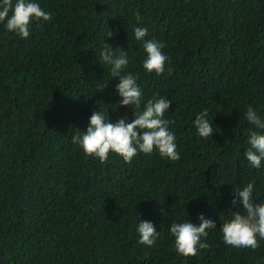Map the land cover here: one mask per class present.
<instances>
[{
	"label": "trees",
	"instance_id": "1",
	"mask_svg": "<svg viewBox=\"0 0 264 264\" xmlns=\"http://www.w3.org/2000/svg\"><path fill=\"white\" fill-rule=\"evenodd\" d=\"M35 2L51 19L29 38L0 23V264H264V240L232 247L220 231L234 190L252 183L264 202V161L256 169L244 155L249 131L264 134L244 115L251 105L264 119V0ZM137 27L163 44L162 75L143 68ZM105 43L127 52L122 74L137 76L139 109L119 106V81L99 61ZM157 94L171 101L178 161L154 151L101 163L72 143L93 112L131 123ZM204 110L209 138L194 126ZM200 215L216 225L209 247L179 255L171 224L198 226ZM142 221L160 232L152 247L138 242Z\"/></svg>",
	"mask_w": 264,
	"mask_h": 264
},
{
	"label": "clouds",
	"instance_id": "2",
	"mask_svg": "<svg viewBox=\"0 0 264 264\" xmlns=\"http://www.w3.org/2000/svg\"><path fill=\"white\" fill-rule=\"evenodd\" d=\"M51 19V13L42 9L35 0H0V23L5 22L8 32L15 33L22 39L30 36L34 22H47ZM137 19H140L137 14ZM148 35L147 27H137L134 30L136 40H143V48L146 59L143 68L156 75H162L169 63L162 48V43L155 39L144 38ZM112 36L109 30V37ZM99 61L111 66V75L118 79L116 92L121 97L120 107H141L142 89L137 83V76L132 73L122 74V70L128 65L127 52L116 51L111 45L105 43L100 53ZM103 91V90H102ZM171 107V101L165 96L157 94L147 100L142 111H134V119L131 123L125 118L116 123L108 121L106 111H95L92 113L89 126L85 133L78 131L72 137V143L78 145L86 156H94L101 163L107 161L110 153L121 157L130 163L138 154L151 155L157 151L161 157L171 161H178L180 154L177 151L176 136L169 130L174 121L165 119V113ZM133 108V107H131ZM246 120L256 129L264 130V119L249 105L245 112ZM207 110L197 115L194 126L201 138L212 137L214 128L212 121L208 119ZM140 130V132L137 131ZM142 132V134H140ZM247 143L250 147L244 153L247 161L253 168H261L264 161V134L259 131H249ZM254 185L248 183L242 189H236L232 195V207L229 218L222 224L220 231L223 242L226 245L237 248H258L259 241L264 240V202H253ZM199 225L191 222H173L169 228L172 237L175 238V247L179 255L190 257L196 256L198 250L207 249L209 245L202 242L206 239L208 230L216 228L213 221L199 216ZM139 243L152 247L160 235L149 221L139 222L137 227Z\"/></svg>",
	"mask_w": 264,
	"mask_h": 264
}]
</instances>
